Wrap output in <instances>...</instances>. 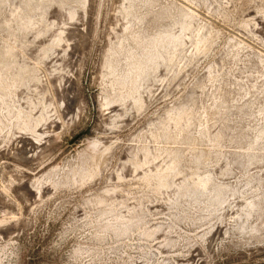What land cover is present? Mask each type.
Masks as SVG:
<instances>
[{"label":"rangeland","instance_id":"1","mask_svg":"<svg viewBox=\"0 0 264 264\" xmlns=\"http://www.w3.org/2000/svg\"><path fill=\"white\" fill-rule=\"evenodd\" d=\"M0 264H264V0H0Z\"/></svg>","mask_w":264,"mask_h":264}]
</instances>
